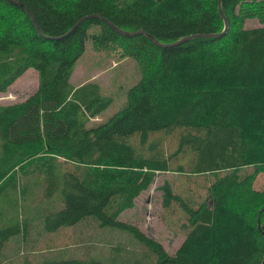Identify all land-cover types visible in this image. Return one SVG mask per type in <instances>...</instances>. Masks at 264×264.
<instances>
[{
    "label": "trees",
    "instance_id": "1",
    "mask_svg": "<svg viewBox=\"0 0 264 264\" xmlns=\"http://www.w3.org/2000/svg\"><path fill=\"white\" fill-rule=\"evenodd\" d=\"M251 17L263 24L247 27ZM89 43L120 49L141 75L98 124L113 99L71 84ZM29 69L36 91L0 104V197L20 194L14 209L40 198L27 222L0 228V250L42 205L43 230H67L78 252L39 264H99L116 232L132 237L128 264H264V201L254 219L233 207L245 193L264 199L252 191L264 167V0H0V94ZM169 172L212 177L201 200L157 187L162 212L183 222L172 254L120 218Z\"/></svg>",
    "mask_w": 264,
    "mask_h": 264
},
{
    "label": "rangeland",
    "instance_id": "2",
    "mask_svg": "<svg viewBox=\"0 0 264 264\" xmlns=\"http://www.w3.org/2000/svg\"><path fill=\"white\" fill-rule=\"evenodd\" d=\"M261 21L251 17L245 24H247V27H254L263 24V18H261ZM218 48L219 45H216L215 49ZM110 50L113 51H98L92 47L91 43L87 44L86 52L78 60L71 78L73 86L88 81L95 82L100 86L104 96L113 99L112 105L93 121L94 124L105 122L121 110L126 104L128 90L141 79L139 66L135 60L122 56V52L118 48L114 50L113 47ZM37 87L36 72L29 69L14 82L6 93L0 94V104L21 102L33 94ZM168 147L173 148V146ZM166 151L168 152L167 147ZM211 181L212 177L209 175L183 176L175 172L157 174L150 188L142 193L136 199L134 207L126 211L120 218L122 221L136 226L142 233L156 239L162 244L166 252L172 254L183 241L182 231L179 230L183 222L178 214L173 215V213L162 212L161 194L157 193V187L167 183L174 192L183 197L201 200L207 195V189ZM252 191L254 193L264 191V167L259 169L252 184ZM39 198L40 189H37L35 197L34 195L33 197L28 196L21 203L20 209H14L13 203L22 200L20 194L16 195L8 192L5 197H0V228L15 226L16 217H19L18 222L22 223L24 220L27 222L30 218L28 211L33 206V201H38ZM238 200L241 202H234ZM251 200L256 201L252 202ZM234 201L233 207H237L236 209L240 212L244 211L247 218L253 213L254 219L255 212L263 205L264 199L252 196L246 197L245 193L242 198H237ZM42 209L43 206L41 205L37 210L38 213L34 223L27 231L32 240L29 238L24 243L26 233L21 234L20 232L17 236L10 237L9 247L3 250L4 247L2 246L0 250V264H39L43 260H66L72 256H77V245L72 242L67 230H59L56 234L43 230ZM68 230L71 232V229ZM116 234L117 238L113 240L112 245L107 244L109 240L105 243L107 248L115 249L105 252V257L98 255L95 261L99 264H128L124 261L130 259V251L135 250L132 237L122 232H116ZM3 236L0 234V239ZM81 254L82 250L80 249Z\"/></svg>",
    "mask_w": 264,
    "mask_h": 264
},
{
    "label": "water",
    "instance_id": "3",
    "mask_svg": "<svg viewBox=\"0 0 264 264\" xmlns=\"http://www.w3.org/2000/svg\"><path fill=\"white\" fill-rule=\"evenodd\" d=\"M224 23H225V27H224V30H223V32L221 33V34H219V35H217L218 37H221L222 35H224L226 32H227V27H228V24H227V21H226V19L224 18ZM80 24V23H79ZM36 26V25H35ZM77 27V26H76ZM128 34V33H127ZM126 34V35H127ZM136 34H143L142 32H140V33H136ZM136 34H134V35H136ZM133 34H128V36H132ZM152 41H154L153 39H152ZM155 42V41H154ZM156 43V42H155ZM179 43H181V41L179 42Z\"/></svg>",
    "mask_w": 264,
    "mask_h": 264
},
{
    "label": "crops",
    "instance_id": "4",
    "mask_svg": "<svg viewBox=\"0 0 264 264\" xmlns=\"http://www.w3.org/2000/svg\"><path fill=\"white\" fill-rule=\"evenodd\" d=\"M30 236H31V235H30L29 233L25 235L24 243H25L26 241H28L29 238H30V240H32V238H31Z\"/></svg>",
    "mask_w": 264,
    "mask_h": 264
}]
</instances>
